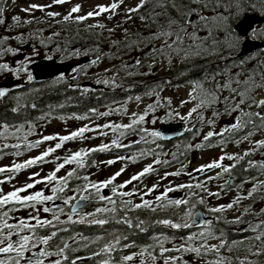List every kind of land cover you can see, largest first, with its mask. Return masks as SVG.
<instances>
[{"label": "snow or ice", "instance_id": "obj_1", "mask_svg": "<svg viewBox=\"0 0 264 264\" xmlns=\"http://www.w3.org/2000/svg\"><path fill=\"white\" fill-rule=\"evenodd\" d=\"M54 4L60 5L68 2V0H52ZM120 3L123 0H119ZM148 0H140V2L133 8L125 9L127 18L131 19V13L138 12ZM45 7L51 5H37L30 4L27 8L20 9L24 12H31L33 9L44 11ZM118 7L117 3H112L110 6L97 5L93 11L87 12L85 15H77L73 17L74 13H79L81 6H73L67 15L63 17L64 21L75 20V22H83L86 19L93 18L101 15L102 13L111 12L115 13ZM249 7L255 8V4H250ZM159 8L162 11L156 12L155 9ZM223 8L224 12L229 13L224 15L220 9ZM234 9V11H233ZM244 0H231L227 5H222L221 0H155L153 9L145 15H141L139 19L144 22L149 21V28L155 27V31H151L148 36H140L137 34V39L131 42H125V47L129 50H137L142 53L141 56L135 57L133 63L129 64L123 62L121 66L116 69V72L124 71L128 76H148L153 74L156 68V61L161 57H165L168 62V67H172V56L175 54L181 63H186L193 58H207L210 56H219L221 59H227L220 52V48H226L229 52L235 50L241 43V39L237 36L231 26L230 21L233 16H239L244 11ZM59 13L47 12V16L54 17ZM111 15L108 19H111ZM162 18V19H161ZM12 19L19 23V17L13 16ZM28 21H26L27 23ZM5 23L0 19V24ZM88 27H99L103 29L105 25H89ZM109 32L114 29H108ZM220 34L224 39H220ZM128 33L125 30V36ZM251 39L264 38V29L257 32L253 30ZM5 40L8 37L4 38ZM17 39H22L17 37ZM161 41V46L156 47L155 42ZM171 41V43H169ZM186 41L188 43H186ZM143 45V47H141ZM7 52H14L13 48H7ZM75 55L79 56L80 52L77 51ZM88 55V51L84 52ZM264 53L260 56H249L247 59L241 57L238 61L233 60L231 65L225 64L223 68H217L215 71H204L200 78L191 79L187 83L191 84V91L188 93V100H181L178 107H183L187 103L196 101L195 105L190 108L186 115H181L176 109H172L167 113L169 119L179 118L181 121H189L194 113L197 114V120L201 123L205 122L204 111L211 109L212 118L207 119V124L213 130L208 131L203 139L208 142L207 146L223 147L227 143H235L237 146L247 141L251 147L248 151L242 154H224L218 159L212 160L210 163L199 166L195 171L205 172L212 169H220L215 176H209L208 180L223 179L224 174H228L229 179L225 180L220 187L225 191L233 190V180L235 177L232 175V169L237 166L245 157H249L256 150L264 149V139L256 141L254 144L251 140L253 135L258 131H264V98H259L260 93L264 92ZM100 59L99 50H97V58L92 60V64H97ZM255 60L256 63L252 67L247 65ZM145 61H152L147 64V71L141 72L140 69L145 67ZM237 68L239 71L232 73L231 69ZM133 69L134 71L130 70ZM11 71L8 64H0V72ZM16 73L21 71L17 68ZM105 71H108L106 69ZM187 73L181 71L180 76ZM223 77V82L217 79ZM243 77V79H241ZM28 81H32V76L28 75ZM63 80V77L59 78ZM75 79V77H74ZM96 83L104 84L109 87H122L116 83V75L107 78L97 79ZM171 85L170 81H161L154 85H144L143 95L146 97H156L155 103H149L143 110L142 114L133 113L130 122L127 124L120 123H105L98 125L96 128H91L87 125L79 127L78 129L69 132L67 135H42L34 143L29 142L28 137L35 133V126L37 121H42L48 118L49 114L45 113L37 117L35 120L25 119L19 124H9L7 122H0V140L5 143L0 146V156L7 154V150L11 149L12 155L20 156L21 149H34L49 141H57L54 146L46 148L41 154L25 160L23 163L13 162L10 167L0 168V174L7 173L6 179L0 180V184L10 182L22 170H27L38 164L47 162L46 158L61 149L65 143L77 139H92L93 137L86 136V133L98 131L101 135H107L103 129H110L114 134L119 133V137H125L126 134H135L136 132H145L147 136L155 139H164L158 131L148 132L141 126L146 119L149 111H153L156 107L161 106L159 98L160 90L163 85ZM235 85V86H234ZM33 92H39V89H32ZM87 91V89H84ZM227 92L228 95L221 98L222 93ZM8 98V89L0 87V102ZM15 102V106L10 108L12 113H20L21 109L31 107L37 108L34 101L22 102V97L13 95L10 97ZM129 100H134L139 103L142 100L141 95L129 96ZM217 105H222L223 109L217 108ZM51 107V106H50ZM61 107H63L61 105ZM167 107L171 109V100L167 101ZM255 108V111L250 109ZM119 112V109H109V111L98 113L99 116L107 117L112 112ZM124 111H127L124 109ZM89 112L96 113V109H89ZM237 113L234 122L222 127L219 132H216L215 122L216 118L221 115H231ZM69 119L86 120L90 117L88 115H75L68 117ZM155 123V120H153ZM25 127L27 131H25ZM198 131V130H197ZM195 134V133H194ZM214 137H219L215 145H212ZM14 139L16 143H7L8 140ZM140 140L148 143L146 136H141ZM137 141L136 143H138ZM131 145L123 144L120 139L113 138L111 143H101L93 148H81L80 150L73 151L65 155L63 161L57 163L54 171L46 174L45 176L37 179L40 176L39 172L32 173L28 180L31 182L25 183L21 187H14L13 190L4 193L0 189V264H77V261L91 260L93 257H102L95 261V264H127L133 261L136 256L140 257V264H146L145 257L151 261V264H156L158 260L162 264H196L200 260L202 264H233L230 256L221 255V250H226L232 253L235 248L244 245V240H233L229 242L225 238L223 229L217 230L214 228V222L218 223L225 210H231L234 206L238 207L243 200L256 198L264 200V180H260L259 176H264V161L247 160L246 166L242 171L247 172L248 169H256L258 175L252 176L249 180L244 178L240 184L234 185L237 191L236 197L228 204L219 205L215 207H206V212L212 214V219L204 220L199 223L198 231H192L188 235H160L152 234L149 236L151 243L145 245H138L134 241L128 244H122V240H127L128 235L119 233V229H112L108 231V236L112 239L108 240L101 248L97 249L88 257H76L69 262V252H78L82 247L87 248L90 243L95 244L104 239L103 236L97 235L95 237L85 236L82 233H75L69 236H59L61 232H68V224H82L88 226H98L103 229L105 225L113 223L115 225L126 226L129 230H138L139 233H147L149 228L162 226L175 233H181L183 230H190L197 225V217L200 215L195 211L196 206L206 205V200L203 196L196 199L195 202L190 204L191 195L186 199H170L168 193L178 189H188L191 194L193 188L200 189L208 196L219 198L220 192H211L206 186V182H198L195 185L179 184L175 188L168 186L164 191L155 197V200L145 199L144 197L155 191L159 186L157 180L151 188H146L143 194H140L138 187H133L130 191H122L134 181H140L142 177L154 173L156 170L153 164L145 166L141 171L133 174L128 180L121 184H114V181L124 168L116 172L109 178L93 182L88 176H81L79 171L87 167V158L92 153L106 152L111 149H120L130 147ZM206 145H195L197 149L205 147ZM193 147L192 145L188 146ZM151 151V150H149ZM148 153L141 151L139 157L133 156H118L117 159L131 160L133 163L137 162L138 158H142ZM264 156V151L260 153ZM159 155V154H157ZM175 158V154H173ZM59 159V158H57ZM231 161L229 165H224V160ZM115 160L102 161L101 163L111 165ZM93 166L95 161L91 162ZM156 165H168L167 160L159 158L154 160ZM66 165H74L72 170L66 172V175L58 177L57 173L64 169ZM181 170L174 172H165L164 176L160 179H166L169 176L178 177L181 175ZM190 175V173H189ZM82 180L83 183L76 184L70 187L71 181ZM244 183H252V187L247 191V195H241L240 190L243 188ZM37 184L44 185L45 188L50 190L49 195H46L44 190H37L29 192L34 189ZM111 195L102 194V190L109 188ZM72 192L73 195H67ZM22 193H27L22 195ZM139 195L140 202L134 203L132 197ZM118 198V199H117ZM56 200H62L63 205L69 209L65 212L64 207H49L46 206ZM96 202L103 206L95 207L92 212H83V208L90 203ZM183 206V211L179 209ZM170 208L177 209L173 218H161L155 221L140 219L138 216L133 218L129 215L134 211L143 210L149 213H156L157 210L167 211ZM28 211L27 217L15 215L22 210ZM50 214L51 219H42L40 212ZM251 212V205L244 208V214ZM221 214V215H217ZM66 215L67 220H61L60 216ZM254 216H264V208L259 213H253ZM76 217V219H73ZM225 223H247V231L253 235L246 238L247 241L259 242L260 247L257 251L252 252V244L247 245V251L253 255L259 256L264 250V220H259L258 223L253 224L251 221H243L241 217H237L234 221H224ZM136 235V231L131 232ZM59 237V238H58ZM58 238V239H57ZM179 240L180 243L175 241ZM210 240H218V244H209ZM69 241L72 243L70 244ZM166 244H171L172 247H166ZM75 245V246H73ZM139 247L138 253L130 255H121L119 260L113 257L114 252H122L125 248ZM36 249V251H33ZM30 253V255H26ZM169 253H176L178 255H169ZM211 254L212 258L209 259ZM190 255L191 261L184 259L185 256ZM237 264H255L254 261L247 259H239L237 257Z\"/></svg>", "mask_w": 264, "mask_h": 264}, {"label": "trees", "instance_id": "obj_2", "mask_svg": "<svg viewBox=\"0 0 264 264\" xmlns=\"http://www.w3.org/2000/svg\"><path fill=\"white\" fill-rule=\"evenodd\" d=\"M8 0H0V19L3 12V6ZM231 2V0H221L222 5H227ZM155 0H148L147 3L143 6V10L141 15H145L147 17V14L153 9ZM250 4H255V8L249 7ZM244 11L239 16H233V18L230 21V26L233 30V32L237 35V33L234 31V25L237 21L240 20L245 14L249 12H257V13H264V0H244ZM156 12L162 11L159 8L155 9ZM221 13L224 15H228L229 13L224 12L223 8L220 9ZM234 11V9H233ZM162 19V18H161ZM146 27L139 28L138 30L127 32V37L125 36V32L122 33V35H119L115 32H109L106 29H101L99 27H88L89 25L83 22H75V20H69V22L58 24V25H45L43 24L40 27V25H36L34 27H28L29 31L27 33V37L22 41H16L15 45L21 42H27L28 44H33L35 42L36 45H40L41 48H44L46 55L45 57L55 58L56 56L59 57L61 61L67 62V61H73L80 58H83L84 56H91L95 59L97 58V50H99L100 59L99 60H105L108 59L111 55L115 54L117 55L116 63L114 66L110 69L111 71H107L104 75V77L99 76H90V75H84L85 69L88 67H79L77 72V78L74 80H71L70 78L66 76H60L63 77V80H60L58 78H55L50 81H46L43 83H34L32 80L31 82L28 81V75L30 74L28 67H22L19 74H22L25 78L23 82L19 83L18 86H14L13 88L8 90V98H6L5 101L0 102V122H7L9 124H19L23 122L25 119L28 120H35L37 117L44 115L45 113H48L49 116L47 119L42 121H37L35 126V133L34 135H31L28 137L29 142H31V139L33 137L38 136V132L42 128H46L51 122L53 121H65V120H74V118L69 119L68 117H74L75 115H88L90 118L96 116L97 114H93L89 112V109H96V113H99L101 109L112 107L115 105H118L119 103L130 104L131 102H134V100H129V96H135V95H143L144 93V85H154L156 83H160L163 81H170L171 85H163L162 89L160 90V93L166 91L167 89L171 88H179V87H185V86H191V84L187 83V81L191 79L200 78L204 71H215L218 67L223 68L225 64L231 65L233 60L238 61L240 58L238 57V54L240 52V46L239 45L235 50L229 52L226 48L221 47L220 52L223 56L227 57V59H221L219 56H210L207 58H193L189 60L186 63H181L179 60L178 64H173L171 68H167V71L163 75H148V76H128L126 72L120 71L116 72V69H118L123 62H127L129 64L133 63L134 60L130 61L129 58L135 49L129 50L125 47V42H131L136 40L137 34L140 36H148L151 31H155V27L149 28V21L145 20ZM39 26V27H38ZM49 27V30L47 33L43 29H46ZM41 28V29H38ZM238 36V35H237ZM220 39L223 40L224 36L220 34ZM1 42H4L0 38ZM34 40V42L32 41ZM33 42V43H30ZM171 43V41H169ZM186 43H188L186 41ZM13 46V45H12ZM12 46H10L12 48ZM7 47V48H10ZM143 47V45H141ZM160 47V46H158ZM6 48V49H7ZM6 49H3V54H13L14 52H7ZM88 51V55H84L85 51ZM79 51L80 55L77 56L75 53ZM137 51V50H136ZM140 53L139 51H137ZM260 53H257L254 56H260ZM164 58L161 56L159 59ZM173 58H178L173 54ZM264 58V57H261ZM247 59V58H245ZM115 62V61H114ZM256 63L255 60L251 61L247 67H252ZM134 71L133 69H130ZM141 72L147 71V65L145 67L140 69ZM181 71H185L187 74L184 76H180L179 73ZM232 73L239 71L237 68L231 69ZM111 75H110V74ZM116 75V83L118 85H122V87H109L105 86L104 84H98L101 85L104 88L99 89H92L91 87L94 85L93 81L103 78L110 77L112 75ZM31 75V74H30ZM217 79L221 80L223 82V77H218ZM243 79V77H241ZM235 86V85H234ZM105 88L108 90L106 91ZM32 89H39V92H33ZM84 89H87V91H84ZM264 94V92L260 93ZM13 95H19L22 97V102H31L34 101L37 104L36 109H32L30 106L21 109L20 113H12L10 111V108L15 106V102L10 99ZM228 95L227 92L222 93L221 98L223 96ZM196 101H194L195 105ZM61 105L63 107H61ZM51 106V107H50ZM126 106V105H125ZM217 108H220L221 111L223 109L222 105H217ZM252 111H255L256 109H250ZM205 116V122L201 123L197 120V114L194 113L191 118H193V123L195 124V129L192 130L186 138H184L181 143H165L160 142V139H155V142L152 140H148V143H144L140 140V137L143 135V132H136L135 134H127V136H137L139 137V142L135 145H131L130 147L126 148H120V149H112L109 151V154L114 156H133L136 155L139 157V153L143 150L147 152L148 154L143 156L142 158H138L137 162L134 164H139L145 160H151V159H157L159 157L162 158V160H167L169 162L168 165H160L162 166L160 170L163 171H169L172 170L177 163L179 162L180 158L183 159L184 156L189 157L193 153L200 154L201 152L205 150H209L211 148H218L217 146H207L208 142L204 141L203 137L204 135L210 131L213 130L209 127L207 124V119L212 118V111L211 109L203 112ZM235 116L237 113H232ZM98 116V115H97ZM229 115H221L218 118H216L215 126L218 120L222 117H228ZM87 120V119H86ZM80 121V120H78ZM193 124V125H194ZM2 130V129H0ZM198 130V131H197ZM25 131H27V128L25 127ZM195 133V134H194ZM219 140V137H214L212 140V145H215L217 141ZM14 139H10L7 141V143H16ZM193 142H196V145L203 144L206 145L205 147L197 149L196 147L194 149L189 148L188 146L191 145ZM5 143V141L0 140V146ZM34 143V142H33ZM230 144L233 143H227L223 145L222 148H226ZM41 145L38 148L34 149H21L22 154L20 156H14L12 155L11 149L7 150V154L0 156V161H3L7 158H13L17 159L20 157H23L24 155L31 153V151H37ZM64 147V146H63ZM62 149V148H61ZM61 149H58V151L61 152ZM151 150V151H149ZM70 152L66 153L65 155L70 154ZM53 153L52 155H54ZM99 153H92L87 158V167L84 169L78 170L81 176H88V173L93 168L92 161H95L97 155ZM159 154V155H157ZM173 154H175V158L173 157ZM64 155V156H65ZM64 156H59L55 159H52L50 161H47V164H50L55 168L57 163H60L63 161ZM253 160L254 154H252L249 157H245L244 161H241L235 168L232 169V173L236 174L235 177L239 178L242 174H256V169H248L247 172L242 171V169L246 166L247 160ZM129 162H132L129 160ZM74 168V165H66L64 169H61L59 173H57L58 177L66 175V172L69 170H72ZM18 173L16 176L20 175ZM90 179V176H88ZM83 183L82 180L77 181L73 179L71 181L70 187L74 186L76 184ZM44 190L46 195L51 194L50 190L41 188ZM38 188V190H41ZM29 192H31L29 190ZM27 193H22V195ZM102 194H104V190H102ZM67 195L71 196L73 195L72 192H68ZM105 195V194H104ZM111 195V192H110ZM118 199V198H117ZM134 203H139L136 201L135 198H133ZM62 202V200H56L54 202ZM52 202V203H54ZM50 203V204H52ZM251 204V202L248 203V206ZM97 206H103L98 203H94L92 206L89 207L91 209V212L94 211L95 207ZM56 207H64L65 212H68L69 209L66 205H57ZM198 208H202L201 205H197ZM178 211L177 209L170 208L167 211H161L157 210L156 213H149L147 211L138 210L134 211L132 213H129V215L133 218L135 221V218L138 216L140 219H146L149 221H155L156 219L161 218H175L174 213ZM179 211H183V206L179 209ZM15 215L21 216V217H27L24 210L16 213ZM220 215V214H217ZM61 220H67L66 215L60 216ZM243 221H251L253 224L258 223L259 220H262L260 217H253V216H244L242 218ZM223 221V217L219 222ZM229 227L227 224H219L215 225L214 228L217 230V234H219L220 229H226V227ZM63 227H67L69 229L68 232H61L59 233V236H69L72 234H75L77 232L82 233L85 236L89 237H95L97 235H101L104 237V239L100 240L99 242L92 244L90 243L87 248H84V254L86 256H91L94 251L101 248L105 243L108 242V240L112 239V237L108 236V231H111L112 229H119V233L127 234L128 239L122 240V244H128L132 243L133 241L138 245H145L148 243H151L149 240V236L152 234L160 235L161 233L165 235H188L189 232H181V233H175V230H171L168 228H164L162 226H156L155 228H149L147 233H139L138 230H129L126 226L121 225H115L113 223H109L104 226L103 229L99 228L98 226H88V225H82V224H68L64 225ZM136 231V235H132L131 232ZM59 238V237H58ZM57 238V239H58ZM179 240L175 241L176 243ZM231 242V241H229ZM71 244L72 242L69 241ZM252 244L253 246L257 245V249L260 247L259 242L255 241H247L245 240L244 245H240L237 248L233 250L232 253H227L224 256H230L233 260V264H237V257L239 259H247L254 261L255 264H264V250H262V254L259 256L254 255L253 257H249V252L247 251V245ZM75 246V245H73ZM166 247H170L171 244H166ZM132 249L133 253H138L140 251L139 247H132L128 248ZM83 249L80 248L78 252L72 253L69 252V262L72 259H75L78 257V253L82 251ZM122 252H119L117 255H113L115 260H119ZM221 255H223L221 253ZM147 258V257H145ZM209 259L212 258L211 254L208 257ZM140 257L136 256L133 261L135 264L139 262ZM157 262H160L158 260Z\"/></svg>", "mask_w": 264, "mask_h": 264}, {"label": "rangeland", "instance_id": "obj_3", "mask_svg": "<svg viewBox=\"0 0 264 264\" xmlns=\"http://www.w3.org/2000/svg\"><path fill=\"white\" fill-rule=\"evenodd\" d=\"M117 3L118 7L116 9L115 13L111 12H106L102 13L99 16L89 18L83 21V23H86L88 25H99L103 24L105 25L104 29H114L113 32L114 35L118 33L119 35H122L125 30L127 32H130L131 29L136 28V25L133 24H138V21L132 20L136 16V12L131 13V19H128L126 14L125 9L127 8H133L136 7V3L130 2L129 0H123L122 3L119 2V0H68V2L64 4H54L52 0H8L4 6H3V12L1 15V19L5 21V23L0 24V38L4 41L1 42L0 40V64H8L9 68L11 71H4L0 72V87L7 88L8 90L13 88L14 86L19 85V83L23 82L25 79L22 74L16 73V69L22 68L27 66L29 68L30 64L46 58V52L44 48H41L40 45H36L38 42H34L32 40L33 44H28L27 42H21L15 45V40L16 41H22L27 37V33L29 31L28 27H34L36 25H58L62 23H66L64 21L63 17L68 14L70 9L75 6V5H80V11L79 13H74L73 17L80 15L83 16L89 11H93L95 6L97 5H103V6H110L112 3ZM30 4H37V5H51V7H45L44 11H39L38 9H33L31 12H24L21 11L20 9L22 8H27ZM54 12V13H59V15L54 16V17H49L47 16V12ZM111 15V19H108V16ZM13 16L19 17V23H16L12 19ZM74 20V19H73ZM26 21H28L26 23ZM69 22V21H67ZM39 27V26H38ZM41 29V28H38ZM45 33L49 30V27L46 29H43ZM8 37L7 40L4 38ZM17 37H21L22 39H17ZM13 45V46H12ZM12 46V48L15 50L13 54L8 55L3 54L4 52L2 51L3 49H6L7 47ZM156 47L158 45H155ZM11 48V47H10ZM142 53H138L136 50L133 52V54L127 58L130 61L134 60L135 57L141 56ZM57 57V56H56ZM87 57V56H84ZM89 57V56H88ZM91 57V56H90ZM89 57V58H90ZM92 58V57H91ZM116 58L117 55L113 54L111 55L108 59L105 60H99L97 64H92V62L88 64V67L85 69V74L84 75H90V76H99V77H104L106 69L111 71L110 69L114 66L116 63ZM52 59V58H50ZM95 58L93 57L91 60H94ZM78 60V59H77ZM75 61V60H73ZM115 61V62H114ZM174 61L175 64L179 63V58H175ZM148 63H152V61H145L144 64L147 65ZM156 63V68L153 70L154 75H163L166 73L167 68H168V63L166 59L163 60H158L155 62ZM173 63V64H174ZM172 64V65H173ZM110 74V73H109ZM152 74V75H153ZM111 75V74H110ZM77 72L72 73L71 75L68 76L71 80H74L77 78ZM93 83H96V80L93 81ZM191 91V87H181V88H171L167 89L165 92L160 93L159 98L161 101V111L157 112H152L149 111L145 122L139 126L144 129H147L148 132L151 131H156L158 127L164 123H177L180 122L181 120L177 117L175 119H169L167 117V113L171 111L172 109H176L177 111L180 112L181 115H186L188 110L194 106V101L191 103L185 104L183 107H178L179 103L181 100H188V93ZM259 98H264V95H261ZM258 98V99H259ZM156 97H142V100L139 103L132 104L130 107H127V112L125 114L120 115L119 112H112L107 117H102L98 116L94 120H90L85 123H79L78 120H65V121H53L51 122L46 128H42L38 132V136L33 137L31 139V142H35L37 139H39L42 135H53V134H59V135H67L69 132L74 131L78 129L79 127L82 126H89L91 128H96L98 125L102 126L105 123H120V124H127L130 122V118L132 117V114L138 113L142 114L143 110L146 108V106L149 103H155ZM171 100V109L167 107V101ZM126 108V106H124ZM109 109H118V107H110L108 109H103L100 111L105 112L109 111ZM255 109V108H254ZM225 119H230L232 122H234L235 115L231 114L228 117H222L218 120L216 123V128L215 131L219 132L224 125ZM153 120H155V123H153ZM188 122V121H184ZM104 132L107 133V135H101L99 130L94 131V132H89L86 133V136L93 137L92 139H77L74 141H69L64 144V147H62L61 152L56 151L54 155L49 156L46 158L47 161H50L52 159L58 158L59 156H64L68 152H73L80 150L81 148H93L97 147L101 143H111V140L115 137L120 139V141L125 144V145H134L136 144L137 141H139V137L137 136H126L125 137H119V133H113L110 129H103ZM144 136L148 140H152L153 138L150 136H147V133L143 132ZM261 139H264V134H257L253 139L252 142L253 144L256 141H259ZM57 141H49L45 142L44 144L41 145V147L37 151H31V153H28L24 155L22 158H17V159H5L3 161H0V168L2 167H10L13 162L15 163H23L25 160L29 158H33L39 154H41L46 148L50 146H54ZM251 145L246 141L240 148H232L228 151H218V150H213V151H208L205 153H202L199 157L196 158V161L194 162L193 159L189 160L187 163V166L184 167V173H182L178 177H172L169 176L166 179H160V177L164 176L165 172H174L177 170H169V171H163L160 170L162 166L154 164V160H146L144 162H141L139 164H134L133 162H129V160H118V156H114L109 154V151L106 152H97L99 153L95 159V165L91 169V171L88 173V176H90V180L93 182H99L103 181L110 176L114 175L116 172L120 171L121 168H124V171L121 173L120 176L116 178L114 181V184H121L124 181L128 180L133 174L141 171L145 166L149 164H153V167L155 168V172L149 175H146L145 177H142L140 181H134L132 184H129L126 188L124 189H118L122 191H130L132 190L133 187H138L140 190V194L142 195L144 190L146 188H151L152 185L159 180V186L157 189L153 192H151L149 195L145 196V199L149 200H155V197L157 195H160L165 187L172 186L173 188L176 187L174 184V181L176 179H185L183 184H196L195 181H190L187 177L189 173H194L195 169H197L199 166L210 163L214 159H218L221 155L224 154H242L243 152L249 150ZM126 148V147H124ZM112 150V149H111ZM110 150V151H111ZM125 156V155H124ZM126 157H128L126 155ZM115 160L116 162L111 164V165H106L101 163L102 161H107V160ZM159 159L162 160L161 157ZM258 161V159H257ZM228 162V160H224L223 163L225 164ZM54 167L51 166L50 164L42 163L38 164L37 166H34L32 168H29L27 170H22L21 174L18 176H15L14 179H12L10 182L5 183V184H0V189L3 190L4 193H7L8 191L13 190L14 187H21L25 183L31 182L28 180V177L34 173V172H39L40 176L37 177V179H40L41 177L45 176L46 174L54 171ZM7 173L5 174H0V180L6 179ZM184 175V176H183ZM215 176V175H214ZM208 180V179H207ZM213 181V180H209ZM200 182V181H198ZM197 182V183H198ZM111 186H109L110 188ZM38 188H44V185L42 184H37L34 189H30L31 192L37 191ZM106 188V189H109ZM210 188L209 191L211 192H220V188ZM105 190V189H104ZM188 190V189H187ZM179 191V190H175ZM175 191H172L168 193V197L171 198L172 195L175 193ZM184 192V191H182ZM236 196H232L230 194H223V192H220V197H214V196H207L208 202L205 206L206 207H215L219 205H225L230 203ZM136 199L137 202H140L139 195L133 197ZM188 198V197H187ZM49 207L55 208V206L52 205H46ZM258 207H262L261 204H258ZM29 210H24L26 215H28ZM91 212V209H88L85 211V213ZM236 212V211H235ZM235 212H229L228 214L232 216V219H235L234 213ZM41 218L42 219H51L50 214L43 213V211L40 212ZM76 219V217H74ZM212 244H218V242H214ZM176 255V254H175ZM184 259H187L191 261L192 257L190 255L185 256ZM146 264H151V261L145 258ZM132 264H135L134 262H131ZM201 263L199 260L196 261V264ZM136 264H140L137 262ZM156 264H162V261L156 262Z\"/></svg>", "mask_w": 264, "mask_h": 264}, {"label": "flooded vegetation", "instance_id": "obj_4", "mask_svg": "<svg viewBox=\"0 0 264 264\" xmlns=\"http://www.w3.org/2000/svg\"><path fill=\"white\" fill-rule=\"evenodd\" d=\"M130 2H133V3H136V5L140 2V0H129ZM143 8V7H142ZM142 8H140L139 9V11L138 12H136V16L134 17V18H132V20H136V21H138V24H133V25H136V28H133V29H131V31H134V30H138L139 28H143V29H145L144 27H146V23H145V21L144 22H142L140 19H139V17L141 16V13H142ZM249 13H253V12H249ZM260 16H262L263 18H264V13H262V12H260V13H258ZM246 15V14H245ZM262 29H264V22H262V23H260V24H258L257 26H255L254 27V29L253 30H256L257 32H259L260 30H262ZM146 30V29H145ZM253 30L251 31V33L247 36V37H244V38H240L241 39V43H240V48L242 47V44L245 42V41H247V40H249V41H251V42H256V43H264V38H261V39H255V40H253V39H251L250 37H251V35H252V32H253ZM235 31V30H234ZM155 45H158V46H161V41H156L155 42ZM157 46V47H158ZM260 52H263L264 53V51L263 50H260L259 52H257V53H260ZM257 53H255V54H253V55H251V56H254V55H256ZM248 58V57H247ZM164 58H161V59H158V60H163ZM245 59V58H244ZM157 60V61H158ZM173 60H175V58H173ZM168 63V62H167ZM174 63V61H172V64ZM175 64V63H174ZM174 89H176V88H174ZM261 95H264V94H260L259 96H258V98L261 96ZM141 97H146V96H144V95H141ZM136 102L134 101V102H131L130 104H125L126 105V108L124 107L125 105H124V103H119L118 105H115V106H112V107H118V109L120 110V115L121 114H125L127 111H124V109H126L127 110V107H130L132 104H135ZM108 108H110V107H108ZM108 108H104V109H108ZM103 110V109H102ZM101 111V110H100ZM100 111H99V113H100ZM155 111H157V112H159V111H161V106H158V107H156L152 112H155ZM97 115H98V113H97ZM94 116V117H92V118H89V119H87V120H80L79 121V123H85V122H88V121H90V120H94L96 117H98V116ZM75 120V119H74ZM70 121H72V120H70ZM181 122V121H180ZM232 122V121H231ZM164 124H166V123H164ZM194 123H193V118H190L189 119V121L188 122H186V124H185V126H186V131H187V133L183 136V137H180V138H178L176 141H175V143L177 142V143H181V141L184 139V138H186L187 136H188V134L192 131V130H194L195 129V124L193 125ZM227 124H229V122L228 123H226V122H224V125H227ZM163 125V124H162ZM161 126V125H160ZM159 126V127H160ZM143 127V126H142ZM215 128H216V126H215ZM215 130V129H214ZM257 134H264V131H258V132H256L255 133V135H253V137L251 138V140L257 135ZM160 142H162V140L160 139ZM246 142V141H245ZM245 142H242V143H240L238 146L235 144V143H233V144H230L229 146H227L226 148H221V147H218V148H211V149H209V150H205V151H203V152H201L200 154H196V153H193L192 155H190L189 157H187V156H184V158L183 159H181L180 158V160H179V162L177 163V165L173 168L174 170H181L182 169V171H181V174L182 173H184V167H186L187 166V163L189 162V160H191V159H193L194 160V162L196 161V158L197 157H199L202 153H205V152H208V151H213V150H218V151H228V150H230V149H232V148H235V147H237V148H240ZM137 144V143H136ZM135 145V144H134ZM193 147H191V149H194L195 148V145H196V142H193L192 144H191ZM248 151V150H247ZM262 151H264V149H259V150H256L255 152H254V159H253V161H257V159H258V161H264V156H262L260 153L262 152ZM22 158V157H21ZM8 159H12V158H8ZM232 162L231 161H228V162H226L224 165H229V164H231ZM172 169V170H173ZM218 172H220V169H214V171L213 172H211V173H209V174H204V175H200V176H198V175H196V173H197V171H195L194 173H190V175L188 174L187 175V177H188V179L190 180V181H195L196 183L198 182V181H200V182H206V186L208 187V189H210V188H220V192H223V194H230V195H232V196H236L237 195V191L235 190V188H234V185H236V184H240L241 182H242V180L244 179V178H248L249 180L251 179V177L252 176H256V175H258V173L257 172H255L256 174H246V173H244V174H242L241 175V177H239V178H237V177H235V175L236 174H234V173H232V175L235 177V179L233 180V190H231V191H225V190H223L221 187H220V185H223L224 184V182H225V180H227V179H229V176H228V174H224L223 175V179H216V180H213V181H209V180H207L208 179V177L209 176H214V175H216ZM184 176V175H183ZM182 178V177H181ZM181 178H179V179H176L175 181H174V184L175 185H179V184H183V182L185 181V179H181ZM259 179L260 180H264V176H259ZM195 185V184H194ZM252 187V183H244L243 184V188L240 190V194L241 195H244V196H246L247 195V191L250 189ZM215 189V190H216ZM179 191H175V194H179L180 196L178 197V198H175V199H186L187 197H189V195H191V199H190V204L191 203H193V202H195L196 201V199H198L200 196H203L204 198H205V200H206V205H208L207 204V202H208V199H207V194L206 193H204V192H202L200 189H196V188H193L192 190H191V194L189 193V190H187V189H178ZM182 191H184V192H182ZM110 188L109 189H105L104 190V194L105 195H110ZM170 199H172V198H170ZM249 202H251V212H249V213H247V214H244V208L245 207H247L248 206V203ZM258 204H261V206L262 207H258ZM206 205H201L202 206V208L200 209V208H198L197 206H196V209H195V211H197V210H204L205 212H206V208H205V206ZM262 208H264V200H260L259 198H256L255 199V201H253L252 199H246V200H243L242 202H241V204L238 206V207H236V206H234V208L233 209H231V210H225V212L222 214V217H223V221H221V222H218L219 224H224V225H228L229 227H226V226H224V227H226V229H223V231H224V233H225V238L228 240V241H233V240H246V238L247 237H249V236H251V235H253V233H251V232H249V231H247V223H239V224H237V223H225L224 221L226 220V221H234V220H236V218L237 217H241V218H243L244 216H253V217H256V216H254L253 215V213H259L260 211H261V209ZM236 211V212H235ZM229 212H235L234 214V217H236L235 219H232V216L231 215H229L228 213ZM207 213V212H206ZM208 214V216H209V218L210 219H212V214H209V213H207ZM221 215V214H220ZM262 220H264V216H259ZM218 223H216V222H214V226L215 225H218ZM199 230V228H192V229H190V230H183V232H189V233H191L192 231H198ZM218 235V234H217ZM214 242H218L219 243V241L218 240H210L209 241V244H212V243H214ZM177 243H180V241H178ZM170 247H172V245L170 246ZM81 248L83 249L82 251H80L79 253H78V257H87L86 256V254H84V247H82L81 246ZM33 251H36V249H34ZM255 251H257V245L255 246H253L252 247V252H255ZM119 252H114L113 254L114 255H117ZM221 253L223 254V255H227V251L226 250H221ZM130 254H133V250L132 249H128V248H125V249H123V251H122V253H121V255H130ZM176 253H169V255H175ZM26 255H30V253H28V254H26ZM176 255H178V254H176ZM254 255L253 254H251L250 252H249V257H253ZM191 257V256H190ZM102 257H93V259H91V260H85V261H83V264H95V261L96 260H99V259H101ZM199 262H201L200 260H199ZM77 264H82V262L81 261H77ZM127 264H132L130 261L129 262H127ZM198 264H202V262L201 263H198Z\"/></svg>", "mask_w": 264, "mask_h": 264}, {"label": "water", "instance_id": "obj_5", "mask_svg": "<svg viewBox=\"0 0 264 264\" xmlns=\"http://www.w3.org/2000/svg\"><path fill=\"white\" fill-rule=\"evenodd\" d=\"M262 22H264V18L262 16L257 13H251L245 15L240 21H238L235 24L234 28L238 35L241 38H244L251 33V31L256 25ZM260 50H264V43H256L247 40L242 44L241 51L238 57L245 58ZM89 61L90 58L82 59L79 61V63L61 62L58 58L40 59L36 62H33L30 65L29 70L34 83H43L57 78L61 75H69L78 67L79 64H88ZM94 88L97 89L100 88V86ZM228 122L229 121H226V123ZM157 131L160 132L161 135L164 137V139L162 140L165 142H171L173 140H176L180 137H183L187 133V131L185 130L184 122L165 124L161 126ZM213 171L214 169H212L211 171L197 172L196 175L200 176L204 174H209ZM179 196V194H175L173 198H178ZM87 206H85L83 210ZM197 213H199L200 215L197 217V225L194 226V228H199L198 225L200 222L210 219L201 210L197 211Z\"/></svg>", "mask_w": 264, "mask_h": 264}]
</instances>
